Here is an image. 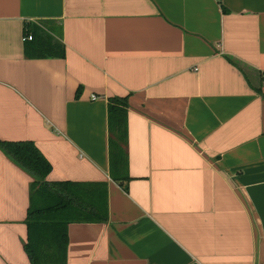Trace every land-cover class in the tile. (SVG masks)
<instances>
[{"label": "crops", "instance_id": "0c3cea01", "mask_svg": "<svg viewBox=\"0 0 264 264\" xmlns=\"http://www.w3.org/2000/svg\"><path fill=\"white\" fill-rule=\"evenodd\" d=\"M39 21L64 58L26 57ZM109 97L128 98L124 181ZM22 140L49 181L107 184L66 264H264V0H0V141ZM31 182L0 149V264H30Z\"/></svg>", "mask_w": 264, "mask_h": 264}, {"label": "trees", "instance_id": "16d2710c", "mask_svg": "<svg viewBox=\"0 0 264 264\" xmlns=\"http://www.w3.org/2000/svg\"><path fill=\"white\" fill-rule=\"evenodd\" d=\"M28 58H64L61 26L55 21L26 22ZM235 64L239 62L229 58ZM239 65V64H238ZM79 92L77 93V96ZM110 175L128 180V98L109 97ZM0 149L32 176L31 205L25 245L30 264H66L68 224L106 222L109 218L107 184L103 182L49 181L52 166L33 141H0Z\"/></svg>", "mask_w": 264, "mask_h": 264}, {"label": "built area", "instance_id": "2783aa9c", "mask_svg": "<svg viewBox=\"0 0 264 264\" xmlns=\"http://www.w3.org/2000/svg\"><path fill=\"white\" fill-rule=\"evenodd\" d=\"M32 38H33L32 34H29L28 33V34H25L24 35V38L23 39H24V41H26V40H32Z\"/></svg>", "mask_w": 264, "mask_h": 264}]
</instances>
